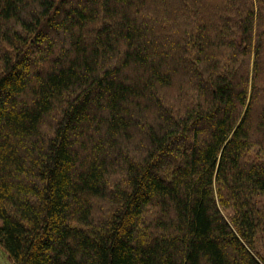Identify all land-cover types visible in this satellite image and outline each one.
<instances>
[{"label": "trees", "instance_id": "1", "mask_svg": "<svg viewBox=\"0 0 264 264\" xmlns=\"http://www.w3.org/2000/svg\"><path fill=\"white\" fill-rule=\"evenodd\" d=\"M264 0H0V245L14 264H264Z\"/></svg>", "mask_w": 264, "mask_h": 264}, {"label": "rangeland", "instance_id": "2", "mask_svg": "<svg viewBox=\"0 0 264 264\" xmlns=\"http://www.w3.org/2000/svg\"><path fill=\"white\" fill-rule=\"evenodd\" d=\"M248 159L250 161H264V153L259 154L258 151H252L248 154ZM262 236L264 237V233L259 234V238L257 240V243L262 245ZM0 264H14L12 260L9 257V254L6 252V250L0 245Z\"/></svg>", "mask_w": 264, "mask_h": 264}]
</instances>
